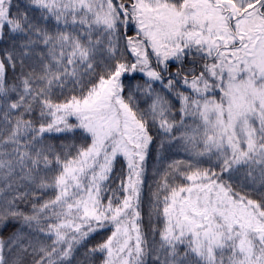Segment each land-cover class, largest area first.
I'll list each match as a JSON object with an SVG mask.
<instances>
[{
  "label": "snow or ice",
  "instance_id": "snow-or-ice-1",
  "mask_svg": "<svg viewBox=\"0 0 264 264\" xmlns=\"http://www.w3.org/2000/svg\"><path fill=\"white\" fill-rule=\"evenodd\" d=\"M0 264H264V0H0Z\"/></svg>",
  "mask_w": 264,
  "mask_h": 264
},
{
  "label": "rangeland",
  "instance_id": "rangeland-1",
  "mask_svg": "<svg viewBox=\"0 0 264 264\" xmlns=\"http://www.w3.org/2000/svg\"><path fill=\"white\" fill-rule=\"evenodd\" d=\"M183 154H179V158H182Z\"/></svg>",
  "mask_w": 264,
  "mask_h": 264
},
{
  "label": "trees",
  "instance_id": "trees-1",
  "mask_svg": "<svg viewBox=\"0 0 264 264\" xmlns=\"http://www.w3.org/2000/svg\"><path fill=\"white\" fill-rule=\"evenodd\" d=\"M145 210H147V206H146Z\"/></svg>",
  "mask_w": 264,
  "mask_h": 264
}]
</instances>
